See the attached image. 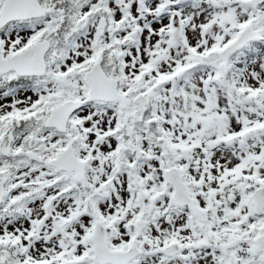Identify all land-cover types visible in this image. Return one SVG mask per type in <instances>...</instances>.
<instances>
[{"label": "snow or ice", "instance_id": "obj_1", "mask_svg": "<svg viewBox=\"0 0 264 264\" xmlns=\"http://www.w3.org/2000/svg\"><path fill=\"white\" fill-rule=\"evenodd\" d=\"M0 264H264V0H0Z\"/></svg>", "mask_w": 264, "mask_h": 264}]
</instances>
